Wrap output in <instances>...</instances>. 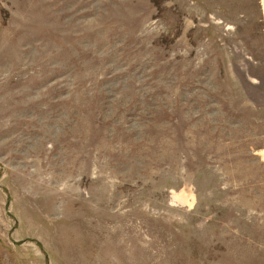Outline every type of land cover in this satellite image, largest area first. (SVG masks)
Listing matches in <instances>:
<instances>
[{"label":"rangeland","instance_id":"obj_1","mask_svg":"<svg viewBox=\"0 0 264 264\" xmlns=\"http://www.w3.org/2000/svg\"><path fill=\"white\" fill-rule=\"evenodd\" d=\"M0 264H264V0H0Z\"/></svg>","mask_w":264,"mask_h":264}]
</instances>
